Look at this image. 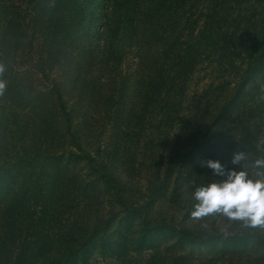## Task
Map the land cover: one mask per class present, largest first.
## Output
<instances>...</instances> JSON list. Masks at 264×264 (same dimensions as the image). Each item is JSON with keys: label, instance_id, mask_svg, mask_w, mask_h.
<instances>
[{"label": "trees", "instance_id": "trees-1", "mask_svg": "<svg viewBox=\"0 0 264 264\" xmlns=\"http://www.w3.org/2000/svg\"><path fill=\"white\" fill-rule=\"evenodd\" d=\"M202 65L223 89L188 90ZM0 66V264H264V228L154 213L208 161L264 178V0H0Z\"/></svg>", "mask_w": 264, "mask_h": 264}, {"label": "clouds", "instance_id": "clouds-1", "mask_svg": "<svg viewBox=\"0 0 264 264\" xmlns=\"http://www.w3.org/2000/svg\"><path fill=\"white\" fill-rule=\"evenodd\" d=\"M3 71L0 66V73ZM5 87V82L0 80V95ZM244 159L245 154L238 152L234 154L232 163L239 164ZM207 166L218 175L225 174L218 161H208ZM254 166L264 169V158L257 159ZM227 175V180L221 183L196 188L193 196L197 203L191 213L192 219L200 221L220 214L230 221H240L246 227L264 228V178L254 180L244 170H233ZM256 175L264 177V172L258 171Z\"/></svg>", "mask_w": 264, "mask_h": 264}, {"label": "rangeland", "instance_id": "rangeland-1", "mask_svg": "<svg viewBox=\"0 0 264 264\" xmlns=\"http://www.w3.org/2000/svg\"><path fill=\"white\" fill-rule=\"evenodd\" d=\"M216 68V67H215ZM213 79V80H212ZM229 80V79H228ZM227 78H222L220 73L214 72L212 71L210 68H206L204 67V65L197 67V69L195 70L194 74L191 77V81L189 82V91H192L193 89H195L196 92L199 91L202 92L205 90V88L208 86V88L206 89V91H209L215 86V87H222L221 89H223L225 87V85L228 82ZM224 85V87H223ZM220 90H215L216 93L213 94L215 97H218L219 95L225 96L224 91L222 90L221 92ZM190 92L188 93V96ZM102 124L103 121H97L94 124L91 125V127L89 128V132H88V137L92 140V142H94L98 135V130L102 129ZM97 128V129H96ZM96 129V132H94V130ZM106 128L103 131V137L106 138L108 136V132L105 131ZM149 145V143H148ZM168 148V147H167ZM168 149H166L167 151ZM232 156V155H229ZM247 159L242 160L238 165V168H240V171L243 169L247 168ZM232 163H228L225 167H224V175H218V182L221 183L225 180H227L228 178V172L233 171L234 168L231 167ZM237 169L235 168V171ZM119 172H121L119 170ZM249 175V174H248ZM250 177V175H249ZM259 179V178H258ZM105 197V196H103ZM100 207V206H99ZM98 209V210H97ZM103 209H105V211L107 210H115L118 209L115 204H113V202L111 201V203H107L103 206ZM92 210H96L99 211L101 210V208H96V206L92 207ZM104 211V210H103ZM155 214L158 215H162L163 213L165 214L166 217H168V213L170 215H172V217L175 219L174 221L181 226H186L188 228L193 229L194 231H200V232H204V231H219V232H223V233H231L233 232L236 227L234 226L235 221H230L228 220L226 217H224L223 215L220 214H216L214 216H210V217H206L203 220L197 221V220H193L191 214L189 213L188 216L186 218L183 217V208H181L179 211L173 212L172 210L170 212H168V210L165 208V205H159L157 203L156 208L154 210ZM161 212V213H159ZM96 212H94L95 214ZM157 215V217H158ZM96 216V215H95ZM185 219V220H184Z\"/></svg>", "mask_w": 264, "mask_h": 264}]
</instances>
